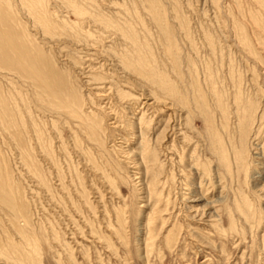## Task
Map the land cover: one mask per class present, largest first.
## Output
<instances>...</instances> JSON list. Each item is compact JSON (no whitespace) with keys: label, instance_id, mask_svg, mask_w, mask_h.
<instances>
[{"label":"rangeland","instance_id":"1","mask_svg":"<svg viewBox=\"0 0 264 264\" xmlns=\"http://www.w3.org/2000/svg\"><path fill=\"white\" fill-rule=\"evenodd\" d=\"M2 50L0 264H264V0H0Z\"/></svg>","mask_w":264,"mask_h":264},{"label":"bare ground","instance_id":"2","mask_svg":"<svg viewBox=\"0 0 264 264\" xmlns=\"http://www.w3.org/2000/svg\"><path fill=\"white\" fill-rule=\"evenodd\" d=\"M31 1V0H30ZM35 1V0H34ZM25 2H28V1H25ZM39 2V1H38ZM4 3V2H3ZM8 4H10V3H8ZM29 4V3H28ZM31 4H33V2H31ZM46 4V3H45ZM38 5V4H37ZM43 5V4H42ZM28 7V6H27ZM42 8V7H41ZM71 8V7H70ZM30 9V8H29ZM34 9V8H33ZM43 9V8H42ZM35 11V10H34ZM43 13V12H42ZM37 14H39L38 12H37ZM40 14H41V12H40ZM48 15V14H47ZM46 16V15H45ZM51 18V17H50ZM40 20H43V22H44V24H45V26L48 28V30H49V28H50V22H48V20H45V19H43V18H41ZM40 22V21H39ZM54 22V21H53ZM72 22V21H71ZM52 23V22H51ZM66 24V23H65ZM18 27V26H17ZM60 27V26H59ZM23 30V29H22ZM6 34V33H5ZM70 35V34H69ZM24 38V37H23ZM62 39V38H61ZM10 54V53H9ZM8 54V55H9ZM46 54V53H45ZM19 61V60H18ZM20 65V64H19ZM7 66V60H6V56H5V53L3 52V50H2V52L0 51V67L1 68H5ZM7 69H9L8 67H7ZM3 70V69H2ZM12 70V69H11ZM18 70V69H17ZM52 71V70H51ZM9 73V72H8ZM12 73H13V71H12ZM46 73V72H45ZM47 75H49V74H47ZM57 75V74H56ZM46 76V75H45ZM49 77V76H48ZM28 78V77H27ZM6 79V78H5ZM36 80V79H35ZM38 80H39V78H38ZM44 80H47V79H44ZM55 80V79H54ZM53 80V81H54ZM58 80V79H57ZM40 81V80H39ZM52 81V80H51ZM50 81V82H51ZM40 82H42V80L40 81ZM62 82V81H61ZM43 83V82H42ZM47 83V82H46ZM6 84V83H5ZM53 84V83H52ZM63 84V83H62ZM49 85V84H48ZM51 85V84H50ZM64 85V84H63ZM62 85V86H63ZM35 86V85H34ZM37 86V85H36ZM45 86V85H44ZM56 86V85H55ZM57 86H61V85H59V84H57ZM38 87V89H39V87L40 86H37ZM46 88H48L47 86H45ZM36 88V87H35ZM42 89H43V87H41ZM55 88V87H54ZM54 88H52V89H54ZM65 88H67V85L65 86ZM1 89V88H0ZM56 89H57V87H56ZM59 89V88H58ZM68 89V88H67ZM39 90H41V89H39ZM45 89H43V91H44ZM60 90V89H59ZM58 90V91H59ZM62 91H65V90H63V88H62ZM69 91V90H68ZM8 92V91H7ZM36 92H37V90H36ZM38 92H40V91H38ZM37 92V94H39ZM46 92V90L44 91V93ZM60 92V91H59ZM58 92V93H59ZM65 92H67V91H65ZM50 93V92H49ZM47 94V93H46ZM60 94V93H59ZM0 95H2V94H0ZM56 95H57V93H56ZM61 95V94H60ZM64 95V94H63ZM47 96H49V95H47ZM10 97V96H9ZM24 97V96H23ZM54 97V96H53ZM58 97V96H57ZM62 97H64V96H62ZM67 97L69 98V96H68V94H67ZM5 98V97H4ZM54 98H56V96L54 97ZM67 98V99H68ZM75 98V97H74ZM59 99H60V96H59ZM66 99V98H65ZM61 100V99H60ZM63 100V99H62ZM61 100V101H62ZM69 100V99H68ZM71 100V99H70ZM57 101V100H56ZM56 101H54V102H56ZM60 101V102H61ZM73 101H74V99H73ZM3 102H6V101H4L3 100ZM53 102V101H52ZM63 102H64V100H63ZM66 102V101H65ZM70 102V104H71V101H69ZM77 102V101H76ZM80 102V101H79ZM0 103H1V101H0ZM68 102H66V103H64V104H67ZM82 103V102H81ZM58 104H60L61 105V103H59V101H58ZM63 104V103H62ZM63 104V105H64ZM70 104H68V106H71ZM72 104H73V102H72ZM78 103H76V106H78L77 105ZM6 105V104H5ZM82 105V104H81ZM2 106H3V103H2ZM59 106V105H58ZM65 106H67V105H65ZM74 106V105H73ZM75 106V107H76ZM5 107V106H4ZM3 107V108H4ZM62 107V106H61ZM80 107V106H79ZM63 108H66V107H63ZM6 109V108H5ZM4 109V110H5ZM8 109V108H7ZM71 109H72V107H71ZM75 110V109H74ZM3 111V110H2ZM6 111V110H5ZM71 111V110H70ZM77 111V110H76ZM66 112V111H65ZM78 112V111H77ZM7 113V112H6ZM72 113V112H71ZM72 114H74V112L72 113ZM75 115V114H74ZM76 116V115H75ZM247 116V115H246ZM6 117H8L7 116V114H6ZM250 117V116H249ZM82 119V118H81ZM245 119V118H244ZM250 120V119H249ZM6 120L4 119V121L2 120V122H5ZM13 121V120H12ZM244 121V120H243ZM252 121V120H251ZM7 122V121H6ZM6 122H5V124H6ZM88 122V121H87ZM92 122V121H91ZM246 123V122H245ZM251 123V122H250ZM4 124V123H3ZM4 124V125H5ZM245 125V124H244ZM243 125V126H244ZM11 126V125H10ZM240 126H242V124L240 125ZM242 126V127H243ZM247 126V125H246ZM241 128V127H240ZM246 128V127H245ZM247 130V129H246ZM248 131V130H247ZM20 132V131H19ZM15 133V132H14ZM240 133H241V131H240ZM19 134V133H18ZM243 134H245L244 132H243ZM251 134V133H250ZM250 136V135H249ZM240 137V136H239ZM16 138V137H15ZM22 138V137H21ZM6 139V138H5ZM16 140H18V139H16ZM243 140V139H242ZM242 142V141H241ZM244 142V141H243ZM19 143V142H18ZM246 143V142H245ZM25 144V143H24ZM239 145V144H238ZM242 145V144H241ZM241 145H239L240 147H241ZM246 145V144H245ZM22 146V145H21ZM238 146V147H239ZM25 147V146H24ZM222 147V146H221ZM238 149V148H237ZM237 149H235L236 151H237ZM240 149H242V148H240ZM239 151V150H238ZM248 151V150H247ZM226 152V151H225ZM240 152V151H239ZM224 154V153H223ZM236 154V153H235ZM248 154V153H247ZM24 155V154H23ZM244 156V155H243ZM242 156V157H243ZM25 157V156H24ZM26 158V157H25ZM241 158V157H240ZM237 160V159H236ZM241 160V159H240ZM239 161V160H238ZM1 162V161H0ZM28 165V164H27ZM31 165V164H30ZM32 166V165H31ZM1 167V166H0ZM2 168V167H1ZM6 170V169H5ZM0 172H1V170H0ZM4 172V171H3ZM28 172V171H27ZM10 174V173H9ZM6 177V178H5ZM7 178H9L8 177V175H6V176H4V174H2V172L0 173V199H2V200H8L9 202L8 203H6L8 206H10L12 209H15L18 213H19V215L24 219L25 217H27L26 216V211H25V209H24V207H23V203H20V200L18 201L17 200V197L16 198H14V194H13V190L14 189H12V185H11V182L7 179ZM11 195H13V199H9V197L11 196ZM19 198V197H18ZM19 199H21V198H19ZM6 205V206H7ZM123 210V209H122ZM29 217V216H28ZM28 220V219H27Z\"/></svg>","mask_w":264,"mask_h":264}]
</instances>
